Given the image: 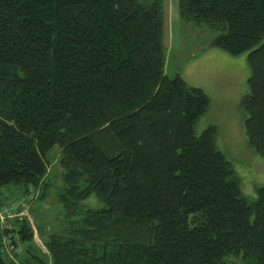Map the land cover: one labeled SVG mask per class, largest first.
<instances>
[{
	"label": "trees",
	"instance_id": "1",
	"mask_svg": "<svg viewBox=\"0 0 264 264\" xmlns=\"http://www.w3.org/2000/svg\"><path fill=\"white\" fill-rule=\"evenodd\" d=\"M177 3L205 48L247 50L242 127L264 155V0ZM162 34V0H0V187L47 183L56 143L66 217L48 259L15 217L24 252L0 241V264H264V184L246 200L215 126L194 131L209 99L164 73ZM89 193L105 205L78 211Z\"/></svg>",
	"mask_w": 264,
	"mask_h": 264
},
{
	"label": "rangeland",
	"instance_id": "2",
	"mask_svg": "<svg viewBox=\"0 0 264 264\" xmlns=\"http://www.w3.org/2000/svg\"><path fill=\"white\" fill-rule=\"evenodd\" d=\"M177 2L178 0H162L163 71L169 77L177 73L187 84L200 86L206 92L209 106L197 118L194 131L198 133L207 125L215 126V145L230 161L237 176L241 195L252 201L256 187L264 184V155L255 153L247 144L242 127L244 111L240 107V98L248 89L247 50L231 55L234 58L231 67L225 63L221 65L212 62H203L204 65L195 63L200 49L214 33L205 27H195L191 22L183 20L178 13ZM102 139L106 141L107 137L104 135ZM46 157L48 162L43 178L47 183L30 185L24 193L23 186L20 185L9 183L0 187V208L9 206L10 203L19 204L12 215L0 220V241L3 243L6 256L14 260L24 252L25 244L18 240L16 230L19 223H15V217L19 220L25 216L32 229L33 245L39 248L47 259L49 253L44 244L47 233L59 231L65 226L64 209L57 199V191L62 185L60 177L62 169L58 163L56 143L47 151ZM104 205L102 199L94 193H89L85 198L78 200V211H81L83 206L99 208ZM135 233L144 236L148 231L139 228L138 233ZM227 258L236 264H254L252 257L243 256L241 253L230 254Z\"/></svg>",
	"mask_w": 264,
	"mask_h": 264
},
{
	"label": "crops",
	"instance_id": "3",
	"mask_svg": "<svg viewBox=\"0 0 264 264\" xmlns=\"http://www.w3.org/2000/svg\"><path fill=\"white\" fill-rule=\"evenodd\" d=\"M231 55L232 54L227 53L226 51H224L222 49H217V48H213V47L205 48V46H204L202 49H200L199 55L195 58V63H198V64L202 63L203 65H204L203 62H205V63L206 62H212L215 65H217L218 63L220 65L225 63L231 67V65H233V63H234V58ZM193 65H195V64H193ZM208 106H209V101H208ZM208 106H207V108H208Z\"/></svg>",
	"mask_w": 264,
	"mask_h": 264
},
{
	"label": "built area",
	"instance_id": "4",
	"mask_svg": "<svg viewBox=\"0 0 264 264\" xmlns=\"http://www.w3.org/2000/svg\"><path fill=\"white\" fill-rule=\"evenodd\" d=\"M23 205V203H22ZM19 204L10 203L9 206H2L0 208V220H4L7 215H12V212L18 207ZM14 215V214H13Z\"/></svg>",
	"mask_w": 264,
	"mask_h": 264
}]
</instances>
